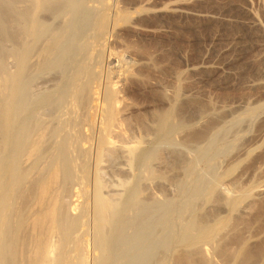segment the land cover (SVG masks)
<instances>
[{
	"label": "bare ground",
	"instance_id": "bare-ground-1",
	"mask_svg": "<svg viewBox=\"0 0 264 264\" xmlns=\"http://www.w3.org/2000/svg\"><path fill=\"white\" fill-rule=\"evenodd\" d=\"M107 3L96 15L91 13L81 20L84 9L97 6V0H0V264H127V259L130 264H148L150 257L146 255L138 262L132 259L154 236L160 238L165 252L153 257L152 264H264V200L258 199L264 184L256 188L259 191L248 194L246 214H233V206L229 209L232 212L225 214L218 211L221 207L216 208L227 204L223 199L230 197V188L220 182L225 178L233 184L238 182L242 176L238 179L237 170L243 161L244 168L252 166L257 158L254 163L258 164L264 153L242 158L238 152L232 159L227 158L228 162L221 157L227 165L222 164L221 171L215 170L218 162L211 164L215 151L210 152L214 139L209 134L215 125L213 117L198 125L183 119L184 109L178 105L180 83L172 85L170 93L159 89L165 106L152 108L148 116L145 113L148 121L144 116L136 124L150 135L148 139L159 140L168 148L191 143L197 147L211 137L207 145L193 147V155L183 159L178 150L182 146L176 147L178 151L169 148L171 153L167 154L160 144L163 149L149 141H132L125 125L133 123L127 115L129 105L120 95L119 80L106 76L110 78L102 84L96 71L83 66H78L72 77V54L75 44L83 39L85 21H93L91 41L97 52L106 46L104 37L113 34L115 22L129 20L130 13L122 9L110 15ZM106 61L109 64L112 58ZM122 68L128 79L147 83L146 75L141 76L143 73L134 67ZM65 75L72 78L68 95L78 114L35 120L34 101L41 90ZM97 94L101 96L99 103L95 102ZM201 102L192 100L189 104L210 108L209 102ZM119 157L127 163V176L119 177V182L125 179L122 184L118 182V186H124L120 185L121 190H106L103 166ZM200 165L209 167L195 174ZM81 184L91 199L90 221L84 218L87 214L81 212L79 201L71 200L78 195L75 186ZM166 185L174 186L178 197L186 199L176 208L178 222L168 224L160 234L154 232L143 238L141 227L153 220L151 214L170 207L172 198L165 195ZM154 186L162 193L160 200L154 196ZM197 200L208 206H197ZM145 212L150 216H143ZM130 228L132 239L127 236ZM254 232L255 243L251 238ZM174 239L182 245L168 248Z\"/></svg>",
	"mask_w": 264,
	"mask_h": 264
},
{
	"label": "rangeland",
	"instance_id": "rangeland-1",
	"mask_svg": "<svg viewBox=\"0 0 264 264\" xmlns=\"http://www.w3.org/2000/svg\"><path fill=\"white\" fill-rule=\"evenodd\" d=\"M107 1L110 3L109 8L111 11L108 10L110 15L116 12L117 9H122V11L130 13L129 20L127 22H115L114 35H110L109 33L105 35L106 46L99 48L98 54L93 48L91 41V37L93 36V21L90 22L92 25L85 21L81 33L83 39L74 46L71 75L73 77L76 74L78 66H83L96 71L98 76L100 75L99 79H101L102 84L105 83V79H109L110 77L114 81L119 80L120 87H122L120 95L124 102L126 101L125 103L129 105L128 111L130 113H127V115L129 114L128 117H130L129 121L130 119L134 120H131L130 123H133L131 126L129 122L127 124V126L129 125L128 127L125 125L128 130H126L127 135H131V139L129 137L130 140L133 139L136 142L137 140L145 141V144L148 141L150 144L153 143V145L160 144L166 149H163L160 145L158 148L161 147L167 154H170L171 150H177L176 147L180 146L178 144L174 146L176 149L170 146L169 148H172L170 150L167 145L161 144L159 140L153 139L152 142V140L147 138L150 135H147L145 130V132L142 131L144 128L140 130L142 126L139 128V123L136 124V122L140 117H146V114L148 116V112L152 108L156 107L155 109H159L160 107L161 109V106L162 108L163 105L165 106L163 99L158 93L161 89L170 93V87L175 83H180L179 86L181 87L182 94L178 105H182V108L185 110H183V119L189 124L194 125L196 123L195 125H198L208 120L207 118H215H212L215 125L213 124L214 126L209 133L214 139L210 152H216L214 154L210 153L214 155L211 164L216 165L218 162L215 170H218V168L220 171L224 169L221 168L223 164V161L221 162L222 158L225 160L224 158L226 157L227 161L237 155L238 152L240 153L238 155L242 158L247 154L264 153V0H97L98 7L94 6L95 3L92 5L94 8L86 7L80 19L85 20V17L91 13L96 15L100 12L99 7L102 5L104 7ZM111 6H117L118 8L114 7L116 8L114 9ZM48 20L51 19L48 18ZM109 56L112 58V61L108 64L106 60ZM96 58L99 59L96 60ZM147 61L148 63H145ZM124 66L134 67L139 74L143 73L141 76L146 75V79L148 78L147 83L145 82L146 80L142 82V80L139 81L136 78L135 81L134 78L130 80V77L129 79L125 77L126 74L123 75L125 68H122ZM106 76L110 77L106 78ZM123 78H127L128 80L126 79L125 81ZM71 80L70 76L65 75L58 82L41 90L40 95L34 101L35 113L33 118L35 120L49 121L78 114L75 111L76 107L72 104L68 95V87ZM190 100H201L202 102L204 100V104L210 103V108H208L209 106L203 109L202 107L194 108L190 105L191 103L189 104ZM98 101L101 102L99 94H97L95 102ZM136 116H138V119H134ZM147 118L145 120L148 121ZM141 137L142 139H140ZM210 138L203 140L202 145L200 144L201 146L198 145L197 147L207 145ZM191 144L189 146L186 145L187 147L181 145L182 151L178 147L179 153L182 152L180 154L181 158H189L193 155L191 153L195 150L193 147L195 148L196 145L191 146ZM190 147L192 148L189 149ZM192 149L193 151L191 152ZM227 153L230 157H227ZM263 155L259 157L260 159L262 158L261 161L264 160ZM214 158L220 161H216ZM122 160L123 158L119 157V159L117 158L119 162L115 160L111 164L106 163L109 165L108 168L106 164L103 166V169H106V171L103 170V177L104 175L106 176L104 179L108 188L106 190H111V188L119 189L122 184L121 181L125 180L122 179L120 181L121 184L118 186L120 183L119 179L125 178V174L127 176V173H125L127 163L125 162L126 160L120 163ZM226 161L224 162V164L226 163L225 166L228 162ZM256 161L258 162V158L254 162ZM261 161L258 164H256L257 162H253L254 166L252 165L247 168L242 166L243 161L241 164L242 168L239 165L240 171L237 170V173H241L238 174L240 175L238 179L242 176L238 182L233 184L227 178L223 179V182H220V185L226 182L228 186L226 187L230 188L228 195L230 197L229 200H227L228 198L223 199V201H227L228 205L225 202L216 207L217 209L221 207L218 209V211L220 210L219 212L228 213L231 211L229 209L233 206L236 209V211L232 209L233 214L235 212V214H241V212L247 213L246 203L249 200L248 194L255 193L256 190L259 191L258 189L264 186V162L261 163ZM122 167L124 169H121ZM208 167L204 169L200 165L199 168H196L195 174L207 170ZM234 173H236V170ZM206 182H208L207 179ZM121 186L123 187L124 185ZM75 187L78 195H74L71 200L74 203L79 201L80 206L79 204L77 205L81 208V212L87 214L84 218L86 221H90L91 217H93L91 199L88 198V194L85 192L82 184ZM154 188L153 191L155 192L153 193L155 195H153L157 200H160L162 193L158 190L157 186H154ZM164 188L167 192L165 195L167 194L171 196L166 195L167 197L172 198L170 200V207L157 210L151 214L154 215L153 220L144 223L141 227L143 238L154 232L160 234L161 231L166 230L168 224L178 222L176 208L179 203L186 199L178 197L179 195H177L174 186L166 185ZM246 192L247 194H245ZM262 192L258 195V199L263 201L264 190ZM125 194H121L122 197H125ZM245 195H247V199L244 198ZM232 200L236 201L237 207H234V202V204L231 203ZM196 203L197 206H199L198 203H202L203 205V202L199 200ZM261 213L264 219V207ZM252 214L250 213L249 215L252 216ZM146 215L150 216V213L145 212L143 214V216ZM140 216L138 217L140 218ZM256 231L260 232L259 229ZM257 232L256 234H258ZM254 235L255 232L251 237L253 241L255 240ZM127 236L128 239H132L134 236L133 229L127 230ZM171 238L173 239L174 237ZM252 240L251 243L253 242ZM160 241V238H156L155 236L151 238L144 250L138 252L133 259L131 258L132 261L138 262L141 256L146 255V257L151 258L147 259V263L152 264L153 257L157 258L165 252V246H162V241ZM178 241L174 239L169 243L166 242V244L168 243V248H177L182 245ZM125 261L127 264H130L128 259Z\"/></svg>",
	"mask_w": 264,
	"mask_h": 264
}]
</instances>
